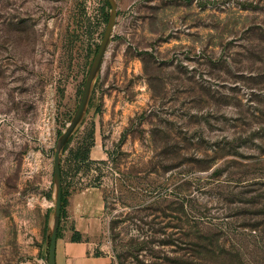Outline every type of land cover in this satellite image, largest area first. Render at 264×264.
<instances>
[{
	"label": "rangeland",
	"instance_id": "374dc122",
	"mask_svg": "<svg viewBox=\"0 0 264 264\" xmlns=\"http://www.w3.org/2000/svg\"><path fill=\"white\" fill-rule=\"evenodd\" d=\"M115 1L65 194L104 197L115 264H264V0ZM108 12L0 0V264H47L53 148Z\"/></svg>",
	"mask_w": 264,
	"mask_h": 264
},
{
	"label": "crops",
	"instance_id": "0c3cea01",
	"mask_svg": "<svg viewBox=\"0 0 264 264\" xmlns=\"http://www.w3.org/2000/svg\"><path fill=\"white\" fill-rule=\"evenodd\" d=\"M105 203L97 188L66 197L56 242V264H115L105 245L98 243L103 231Z\"/></svg>",
	"mask_w": 264,
	"mask_h": 264
},
{
	"label": "water",
	"instance_id": "95a60500",
	"mask_svg": "<svg viewBox=\"0 0 264 264\" xmlns=\"http://www.w3.org/2000/svg\"><path fill=\"white\" fill-rule=\"evenodd\" d=\"M106 1L109 5L107 23L101 41L99 43L98 49L94 55L88 74L85 78V82L78 106L75 112L73 113V115L71 116L65 129L58 136L55 146L53 148V152H54L53 181H52V189H51L52 207L48 213L47 230L45 235L47 264H56V242H57V234L60 224L61 206H62V201H61L62 177H61V169H60L61 158L63 156V152L68 141L79 129L86 115L90 97L94 89L96 79L100 74L103 59L107 52L116 22V17H117L116 1L115 0H106Z\"/></svg>",
	"mask_w": 264,
	"mask_h": 264
},
{
	"label": "trees",
	"instance_id": "16d2710c",
	"mask_svg": "<svg viewBox=\"0 0 264 264\" xmlns=\"http://www.w3.org/2000/svg\"><path fill=\"white\" fill-rule=\"evenodd\" d=\"M71 138H70V140H71ZM70 140L68 141V143H67V145H66V147L64 149V152L67 150V146H68ZM64 152H63V155H64ZM75 159H77L79 162H82V163L83 162L84 163H86V162L89 163L88 156H87V153L86 152L82 153V151H77L75 153ZM63 162L64 161H63V156H62V158H61V164H60L61 177H62V200H61L62 201V206H61V212H62L63 206L66 203V197H67V195L65 194V191L63 190L64 189L63 188V171H64Z\"/></svg>",
	"mask_w": 264,
	"mask_h": 264
}]
</instances>
